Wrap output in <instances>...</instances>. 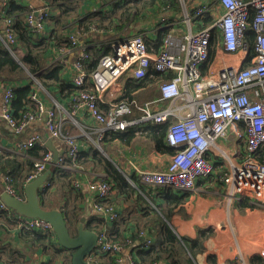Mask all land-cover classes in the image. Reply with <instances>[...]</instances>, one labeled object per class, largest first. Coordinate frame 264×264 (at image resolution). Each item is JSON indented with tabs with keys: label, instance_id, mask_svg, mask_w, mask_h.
Instances as JSON below:
<instances>
[{
	"label": "built area",
	"instance_id": "2783aa9c",
	"mask_svg": "<svg viewBox=\"0 0 264 264\" xmlns=\"http://www.w3.org/2000/svg\"><path fill=\"white\" fill-rule=\"evenodd\" d=\"M42 1L43 7L29 8L24 15V27L33 37L44 36L51 15L49 0ZM186 6L182 15L186 31L178 30L176 21L164 18L161 20L164 26L161 24L158 29L167 28V33L162 35L157 49L148 47L147 33H134L111 44L112 52L102 55L90 72L85 70L89 57L86 43L74 33L68 35L75 54L71 82L81 88L70 97L67 115L74 118L78 112L87 113L98 126V146L108 131H121L146 122H168L164 140L172 150L169 162L160 170L136 169L142 183L179 191L194 190L197 180L211 177L215 164L223 162L221 180L227 188L225 194L246 196L252 201L264 199V162L257 156L264 147V0H203L191 9ZM217 6L222 8L221 13L213 12ZM207 17L210 22L204 25ZM214 29L221 45L217 54L221 66L203 70L201 66L208 59ZM248 29L255 34L253 53L245 36ZM0 41L14 53L18 40L10 17L4 19ZM66 49L58 47L62 54ZM238 53L241 54L239 63L224 60V55ZM244 61L248 64L242 66ZM151 68L161 76L157 83L158 95L142 102L125 98V82L145 77ZM29 99V107L15 116L11 109L12 87L9 84L0 87V121L19 137L36 119L43 117L49 138L60 140L69 158L67 161L64 153L59 154L53 166L75 167L80 150L75 137L62 132L64 117L58 112V103L53 100L52 106H46L37 90L32 91ZM99 103L107 106L103 109ZM228 130L243 141L238 160L229 158L217 145V140L226 137ZM35 145L43 146L45 141L40 133L32 130L16 141L15 149L25 156L27 149ZM52 158L53 153L48 149L41 158L35 159L26 182L36 178ZM1 179L4 191L18 196L11 176L4 174ZM72 184L76 189L86 187L92 210L100 217L110 221L118 218L119 210L110 202L115 194L111 183L100 178H74ZM49 185L45 181L43 188ZM0 208L14 217L17 227L54 235L50 223L22 216L2 202ZM97 234L93 254L86 258L88 263L93 256L103 253H111L115 264L135 263L132 253L125 252L124 244L109 240L104 229ZM136 234L142 248L147 249L152 236L146 229ZM260 255L264 258V249ZM0 264L4 263L0 261Z\"/></svg>",
	"mask_w": 264,
	"mask_h": 264
},
{
	"label": "crops",
	"instance_id": "0c3cea01",
	"mask_svg": "<svg viewBox=\"0 0 264 264\" xmlns=\"http://www.w3.org/2000/svg\"><path fill=\"white\" fill-rule=\"evenodd\" d=\"M202 1L176 0L177 6L173 5L171 0H156L154 4L145 8L142 15L135 18L126 32L123 33L122 29L115 30L112 28L107 30L91 27L86 32L79 29V19L89 12L109 11L112 13L110 0H49L51 15L43 35L51 36L53 34L54 41L50 43L45 40L44 67L60 66L61 79L64 82H70L72 77L71 66L75 54L72 47L66 43H61V37L66 39L65 36L68 37L74 33L90 48L111 45L116 40L137 32L147 33L146 37L152 39L156 37L158 27L164 18L169 21L174 18L178 30L184 29L185 24L182 20L184 5L191 9ZM13 4L22 6L27 11L29 8L39 10L43 7L44 2L42 0H0V36L4 29L5 10ZM213 12L221 13L222 8L217 6ZM12 15L16 17L18 14L13 13ZM164 24L162 25L164 26ZM58 47H66L65 54L60 53ZM15 50L19 54L24 53V47L19 41ZM240 58V53L224 55L225 61L235 64L239 63ZM219 66H221L220 58L215 56L208 67H210L209 70H212ZM17 79L16 83L19 86L30 85L31 88L37 90L46 106H52L54 101L58 103V112L64 117L62 132L75 137L81 152L91 148L100 149L103 156L116 165L126 176L135 173L136 169L160 170L167 166L170 153L157 151L149 139L139 135L129 144L111 138L99 143L100 146H98L99 133L96 130L98 126L83 111L78 112L74 118H69L67 115L69 97H64L62 90L56 86L49 90L42 87L37 78L28 71L23 78ZM6 84L8 83L0 81V87ZM139 91L140 101H146L158 95L156 83L148 84ZM139 91L137 92L139 93ZM104 107L101 106L103 109ZM32 130L37 131L43 137L48 134L45 130L43 117L36 119L27 128V131L19 137L15 136L5 122L0 121V164L3 163L4 158L24 157L23 152L15 149V144L16 141ZM51 140L57 148L58 154L64 153L65 145L60 140L53 138ZM217 145L224 149L229 158L238 160L243 141L238 140L234 132L228 130L226 137L217 140ZM5 154L11 156L7 157ZM221 166H223V162L216 163L213 175L207 179L197 180L194 190L181 191L182 203L174 206L171 212H167L165 216L167 206H165L164 200L159 198L158 193L148 191L150 194L142 193V197L136 193H130L127 196L113 194L110 201L115 202L120 213L119 217L115 222L106 218L102 219L96 211L93 212L92 200L86 187L83 186L78 189L81 191H77L72 186L74 189L72 191L69 189L68 180L64 177L56 179L53 186L43 194L40 202L45 208L60 209L65 203L69 204V207H76L80 212L79 217H85V227L88 217L100 218L99 223L94 221L93 225L103 227L111 239L128 238L125 252L132 253L133 256L135 249L139 247L136 245V239L133 236H136L135 233L138 230L146 229L155 239L160 225L155 218L156 215H159L178 239L185 237L196 239L201 230L206 231L207 236L202 238L200 243L202 251L196 252L194 256L188 252V256L180 257L181 264H264V258L260 255V251L264 249V199L252 201L246 196L231 197L225 194L227 188L221 180ZM65 169L76 172V174H72L73 179H91L104 175L102 168L92 161H86L75 167L70 165ZM23 174L24 170L19 172L18 177L21 178L16 188H21V190L23 188L21 195L24 198V186L27 182L25 177H22ZM72 176H70L71 183L73 182ZM1 178L2 173L0 171V195L4 191ZM60 183L63 184V187H60ZM75 192H79L81 195L77 197ZM20 231L15 225L9 224L7 227L0 225V261L4 264H61L60 262L72 264L70 252H61L55 235L51 238L52 246L44 247L33 239L31 232ZM57 249L60 252H57ZM93 264L112 263L111 258L101 254L94 257ZM158 264H172V261L170 259L164 260Z\"/></svg>",
	"mask_w": 264,
	"mask_h": 264
},
{
	"label": "trees",
	"instance_id": "16d2710c",
	"mask_svg": "<svg viewBox=\"0 0 264 264\" xmlns=\"http://www.w3.org/2000/svg\"><path fill=\"white\" fill-rule=\"evenodd\" d=\"M156 0H121V1H111L110 5L112 6V13L109 11L103 12H89L86 16L79 19V29L82 32L88 31L91 27L103 28V29H115L120 30L122 29L123 33L126 32L130 23L137 18L138 16L142 15V11L154 4ZM173 1V5H177L178 3L176 0ZM134 3V5H132ZM26 9L22 6H17L15 4L11 5L8 9L5 10V17H12L14 23V30L16 33L17 40L20 42L22 47H24V53H18L16 47L14 48V53H11L9 49L0 41V81L7 82L13 91V100L11 102V109L15 116H19L20 112H23L25 109L29 107V97L32 91L34 90L31 88L30 85L19 86L17 82V78H23L26 71H28L31 75H33L37 80L40 82L41 86L46 89L54 88L55 86L62 90L64 97H70L79 91L81 87L75 86L71 81L64 82L60 77L61 67L55 65L53 67H44V53H45V40H48L50 43L54 41L53 34L50 36H36L33 37L31 33H29L23 24L24 14ZM17 13L18 15L14 17L12 14ZM118 13V14H117ZM113 14V15H112ZM117 14V15H116ZM11 18V19H12ZM173 18L171 21H174ZM210 22V18L204 19V25ZM200 27V24H197ZM167 33V28H159L156 32V37L150 38L145 37L146 43L150 49H157L160 39L162 35ZM246 40L250 45V53H253V42L255 34L252 30L248 29L245 33ZM61 37V43H66L68 46L72 47L69 39L67 36ZM56 43V42H55ZM53 43V44H55ZM221 45L219 40V35L217 31L214 29L213 35L211 37L209 54L207 61L201 66L203 70L207 69L212 60L215 56H217L218 52L220 51ZM112 52L111 45H107L104 47L101 46H93L90 48L89 46L86 47V53L88 59L85 62V70L87 72L92 71L96 66L99 58L107 53ZM17 55V58L15 57ZM248 64V61H244L242 66ZM159 72L153 70L152 68L149 69L148 73L145 77L141 79H130L128 80L125 85L123 86L124 97L128 100H139V89L146 87L148 84H157L160 78ZM166 76H163L164 78ZM155 82V83H154ZM139 91V93L137 92ZM154 98V97H153ZM103 103H99V106H107ZM100 106V107H101ZM104 107V108H105ZM176 119H172L171 121H175ZM143 124V123H142ZM135 125L132 127H128L125 130L121 131H108L104 133L103 137L100 139V143L107 141V139L116 138L119 139L124 144H129L136 136L144 137L149 139L154 148L159 152L171 153L172 150L169 146L166 145L164 140V133L167 128L168 122L165 123H153V122H146L143 125ZM12 134V132H10ZM48 148L43 145H35L32 148L27 149L25 152V156L21 158L9 157L11 155H6L9 158H4L3 163L0 164V171L2 175L6 174L11 176V184L16 193V195L22 197L21 188H16L19 182L18 174L22 170H24V174L22 177L26 178L30 170L33 168V162L35 159L41 158L46 152ZM78 159L76 161L75 166L81 165L86 161H92L96 165H99L104 175L96 177L100 178L101 180L107 181L112 184L113 188L115 189V194L127 196L130 193H136L140 197L143 194H150L148 191H154L160 195L159 198L164 200L165 206H167V210L164 213V216L167 212H171L174 206L182 203L183 198L180 196L181 191L173 190L171 188H160L152 185H148L142 183L140 181L139 176L135 173H131L126 176L116 165H114L109 159L103 156L102 152H100L96 148H91L88 151L78 153ZM258 160L264 162V147L257 153ZM65 159L68 161L69 158L63 154ZM1 158V156H0ZM72 174H76V172L68 171L63 167L60 166H53L52 172L49 175L48 181L50 183L49 186L42 188L39 192V198L43 197V194L48 191L49 188L53 186L56 179L58 177H64L68 180V184L70 185L69 189L74 191L73 185L70 182V176ZM73 179V176H72ZM71 179V181H72ZM131 180L132 183L129 181ZM67 184V185H68ZM3 190H4V182H2ZM22 187V186H21ZM60 187H63V184L60 183ZM80 189V188H79ZM77 191H81L76 189ZM70 191V193H72ZM65 192V191H64ZM77 197L81 194L79 192H75ZM76 196V195H75ZM1 202V201H0ZM112 202V201H110ZM115 203V202H112ZM41 205L45 208V206L41 203ZM60 210L63 212L67 225L73 232H75L77 224L80 222V212L75 207H69V204L65 203ZM81 210V209H80ZM95 212V211H93ZM96 214V213H95ZM120 214V213H119ZM119 217V216H118ZM103 219V218H102ZM156 220H158L159 230L155 237L152 236V243L147 249L142 248L140 245V238L133 236L136 239V245L139 247L135 249L134 252V264H158L160 261L164 260H171L172 264H181L180 257L186 256L188 252H190L193 256L196 252L202 251L201 246V239L207 236L205 230H201L196 239H189L183 238L178 239L177 236L174 234L172 229H170L166 222L160 217L156 215ZM117 220V219H116ZM115 220V221H116ZM94 221L99 223L100 218H96L95 216H90L87 218L86 227L95 231L99 232L103 229V227H99V225H93ZM102 221V220H101ZM113 221V222H115ZM15 225L17 227V223L14 217L8 214L7 210L0 208V225L6 226L7 225ZM20 232H31L33 235V239L44 247H51L52 242V234L45 233L41 231H36L24 227H17ZM114 231L115 228H113ZM143 230V229H140ZM139 231V230H138ZM137 231V232H138ZM107 236L111 241H118L119 243L127 244L129 241L128 238L126 239H111L107 232ZM128 240V241H127ZM60 252V250H56ZM61 252H66L63 248H61ZM68 252V251H67ZM101 255V254H99ZM98 255H95V257ZM102 256L111 258V263L115 264V260L111 253H103ZM188 256V255H187ZM94 256L90 261V264H93ZM62 264V262H60ZM70 264V262H69Z\"/></svg>",
	"mask_w": 264,
	"mask_h": 264
},
{
	"label": "water",
	"instance_id": "95a60500",
	"mask_svg": "<svg viewBox=\"0 0 264 264\" xmlns=\"http://www.w3.org/2000/svg\"><path fill=\"white\" fill-rule=\"evenodd\" d=\"M45 146L52 151L53 158L45 164L40 174L24 186V198L14 196L7 191L0 195V201L16 213L30 218H38L50 223L58 245L70 252L72 264H88L87 257L93 254L98 234L84 226L85 217H80L75 232L67 225L63 212L58 208H44L40 202L39 192L47 176L51 173L53 164L58 159V150L53 145L48 134L44 137ZM131 182V180H130Z\"/></svg>",
	"mask_w": 264,
	"mask_h": 264
},
{
	"label": "rangeland",
	"instance_id": "374dc122",
	"mask_svg": "<svg viewBox=\"0 0 264 264\" xmlns=\"http://www.w3.org/2000/svg\"><path fill=\"white\" fill-rule=\"evenodd\" d=\"M132 5H134V3H132ZM184 30L186 31V26L184 27ZM15 57L17 58V55H15ZM139 102H142V101H139ZM144 124V123H143ZM142 124V125H143ZM100 152H102L100 149H98Z\"/></svg>",
	"mask_w": 264,
	"mask_h": 264
}]
</instances>
